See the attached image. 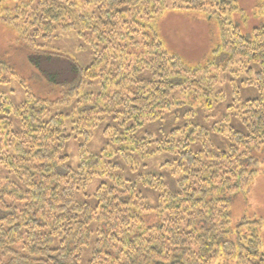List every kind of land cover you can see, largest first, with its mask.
I'll use <instances>...</instances> for the list:
<instances>
[{"label":"trees","instance_id":"16d2710c","mask_svg":"<svg viewBox=\"0 0 264 264\" xmlns=\"http://www.w3.org/2000/svg\"><path fill=\"white\" fill-rule=\"evenodd\" d=\"M7 1L0 20L27 47L33 79L59 96L47 99L0 63V264H81L94 237L87 264H264L261 218L230 219V201L253 181L264 148V23L242 34L229 20L242 10L237 0ZM166 11L217 20L215 60L188 63L164 48L157 23ZM58 30L87 43L89 65L45 49ZM176 88L191 92L193 117H220L209 128L139 134L185 104L171 100ZM107 117L118 126L88 154L87 128ZM80 133L71 166L64 149ZM212 134L225 147L190 149ZM114 155L139 178L116 172ZM159 155L170 157L159 165L170 178L147 170ZM140 186L157 192L156 207Z\"/></svg>","mask_w":264,"mask_h":264},{"label":"rangeland","instance_id":"374dc122","mask_svg":"<svg viewBox=\"0 0 264 264\" xmlns=\"http://www.w3.org/2000/svg\"><path fill=\"white\" fill-rule=\"evenodd\" d=\"M12 1L13 0L7 2L11 3ZM237 2L242 10L232 12V14L229 15V20L238 26L242 34L249 33L255 26H259L264 23V0H237ZM1 4L2 3H0V10ZM157 31L164 48L171 53L179 55L188 63H204L207 60H215L217 52L213 51L221 42L217 20L212 19L211 21H207L200 13H190L187 11L163 12L161 17L158 19ZM55 35L56 36L52 37L47 43H45V49L59 51L73 59L82 67L91 63L94 58V54L91 48L88 47L87 43H84L82 40L77 38L76 33L73 31L61 32L58 30L55 32ZM90 36L95 40V37L92 35ZM26 48L18 41V36L14 30L5 26L0 20V63L10 69H13L18 78L22 77V79L28 81L29 84L33 85V88L42 92L41 95H48L47 99L54 100L59 96V93L53 94L44 81H37V79H33L36 78V76L32 73L30 65H28L26 56L29 52ZM219 58L220 56L216 58V61L220 63ZM14 82L16 81L13 80V83ZM12 88L16 90L18 101L21 98L22 91L16 83L12 85ZM1 89L8 93V88L3 87ZM190 94L191 92L189 90L176 88L172 92L171 100L173 102L183 101L185 104L174 105L171 114L168 116L165 115L161 121L147 123L140 129L139 134H144V131L147 130L153 131L154 133H157L159 130L163 133H168V131L173 127L183 128L185 123H196L200 124L204 128H209L210 124L220 117V113L217 117H214V112L205 117V115L200 111L197 117H193L192 114H189L191 112V106H189L191 98ZM191 105L195 104L191 103ZM218 111L220 112V105L215 111V114H217ZM118 123L119 120L117 118L107 117L103 120L97 121L95 126L87 128L90 134L89 141L86 142L87 153H96L100 148L108 145V138L105 133L113 128H116ZM196 133L197 132L195 131L192 134L196 135ZM212 135L211 139L205 136L204 143L202 141L190 142V149L196 151L197 149L202 148L204 144L211 145V141L214 142V147L217 145L220 147V143L221 147H225L227 143L221 140L220 136L217 137ZM84 137V133H80L77 138L70 140L64 149L69 156L68 162L71 166H76L78 162L77 145L80 141H83ZM254 157H256L259 161L256 167H253L257 168L258 172L253 177V181L250 183L248 188H244L239 191L238 194L236 193L233 195L232 200L230 201V219L232 221L245 217L248 218V220L261 218L264 223V148L259 149ZM169 158L170 157L167 155H159L154 159L147 161V170L156 171V173L159 174L162 173L164 176L170 178L166 172H161L159 170L160 163L165 160H169ZM113 161L119 163L116 172L132 180L139 178V175H136L133 171L128 170L127 166L120 158H118L117 155H114ZM138 172L143 174L145 171H143V168H140ZM6 174V171L1 170L0 178L5 177ZM95 185L96 184H92L90 186L88 193L92 194L95 189ZM139 189L146 197L147 203L156 207L157 192L154 193L153 191H148L142 186H140ZM261 229L262 228L259 229L258 233H260ZM263 232L260 234L261 237H263L261 249L264 248ZM94 239L95 237L92 238L88 245L84 248L81 264H87L90 260ZM215 263L216 259L212 261V264Z\"/></svg>","mask_w":264,"mask_h":264}]
</instances>
